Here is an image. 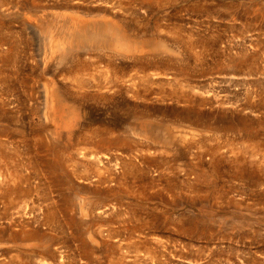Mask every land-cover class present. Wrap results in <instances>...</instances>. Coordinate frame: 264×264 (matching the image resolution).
Returning a JSON list of instances; mask_svg holds the SVG:
<instances>
[{"label": "rangeland", "instance_id": "374dc122", "mask_svg": "<svg viewBox=\"0 0 264 264\" xmlns=\"http://www.w3.org/2000/svg\"><path fill=\"white\" fill-rule=\"evenodd\" d=\"M0 264H264V0H0Z\"/></svg>", "mask_w": 264, "mask_h": 264}, {"label": "bare ground", "instance_id": "6f19581e", "mask_svg": "<svg viewBox=\"0 0 264 264\" xmlns=\"http://www.w3.org/2000/svg\"><path fill=\"white\" fill-rule=\"evenodd\" d=\"M92 29V28H91ZM99 30H103L102 28L100 29L99 28ZM98 30V31H99ZM109 31V33H110V30H108ZM108 31H107V33H105L104 31V33H105V35H107L108 34ZM97 32V31H96ZM102 32V31H101ZM101 32H99V34L98 35H101ZM102 32V33H103ZM89 34H91L92 35V31H89V32H87V34H86V36L87 35H89ZM94 34V33H93ZM97 34V33H96ZM111 34V33H110ZM90 35V36H91ZM89 37V36H88ZM87 37V38H88ZM94 37H95V35H94ZM98 36H96V38H97ZM102 37H104V36H102ZM105 40H107V41H111V40H113L114 42H115V44H120V45H122V43H121V41H122V36L120 35V33H118V34H116L113 38L110 36V35H107L106 37H105ZM90 42V41H89ZM84 85V84H83ZM52 99H54V106H60V104L62 103L61 101H59V98H58V95H55L54 93H53V96H52ZM56 120H58V123H63V122H65V118H60L59 116H57L56 117Z\"/></svg>", "mask_w": 264, "mask_h": 264}]
</instances>
